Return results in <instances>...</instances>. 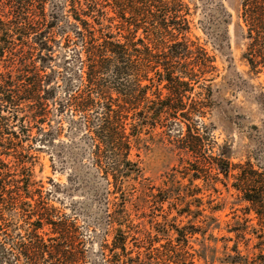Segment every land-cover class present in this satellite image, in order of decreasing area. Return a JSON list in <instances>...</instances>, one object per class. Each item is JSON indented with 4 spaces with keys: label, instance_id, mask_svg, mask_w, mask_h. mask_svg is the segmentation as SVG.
Returning <instances> with one entry per match:
<instances>
[{
    "label": "trees",
    "instance_id": "trees-1",
    "mask_svg": "<svg viewBox=\"0 0 264 264\" xmlns=\"http://www.w3.org/2000/svg\"><path fill=\"white\" fill-rule=\"evenodd\" d=\"M47 2L0 0V231L8 227L12 217L27 226L24 235H16L20 242H12L10 248L0 244L3 261L9 263L8 256L16 261L24 259L27 264H47L45 257L53 264L73 261V248H68L75 225L49 203L57 199L61 187L56 185L44 196L33 180L37 157L32 153L45 151L61 136L60 128L51 125L54 112L50 106H54L59 114L70 111L85 118L84 136L91 140L93 165L98 173L113 179L111 224L115 238L113 248L106 247L111 252L121 250L114 257L126 256L129 236L123 230L128 227L122 223L124 207L130 202L128 194L133 196V189L137 190L130 182L142 176L140 163L132 159V153L138 151L139 157L144 145L142 136L161 130L180 157L179 166L168 176H180L191 184L197 180L208 185L220 182L236 192L240 203L248 205L245 213H254L262 228L256 236L255 259L264 264V171L251 162L235 164L228 148L214 155L215 147L206 143L209 136L200 134L205 128L202 118L206 105L189 101L194 86L215 72L216 60L189 38L187 5L182 0H104L106 5L97 0H70L73 30L62 34L64 47L75 43L70 37L75 34L83 43L86 60L78 85L70 78L64 85L65 99H58L56 73L45 74L49 62L54 61L47 30L56 23L55 16L47 20ZM222 24L223 31L216 38L219 45L227 38L231 16ZM235 33L243 46L241 60L250 72L263 73L264 0H241ZM258 102L264 108V94L258 96ZM22 105L26 114L19 116ZM10 118L19 131L11 129ZM34 129L32 136L29 132ZM174 179L158 195L154 188L141 187V196H152L161 209L168 204L177 212V218L193 215L200 206L195 205L197 210L193 212L187 204L178 209L170 202L177 187ZM230 180V186L223 182ZM196 196L193 190L191 197ZM122 199L124 203L119 202ZM46 228L52 236L45 234ZM170 231L181 245L185 235L177 226L166 227L157 235L169 237ZM148 236L149 243L138 248L149 253V264H179L173 262V256L179 257L178 245L169 241L167 250L162 246L167 251L163 255L154 248L159 236ZM232 251L234 255L226 254L224 260L228 264L255 261L243 256L238 244Z\"/></svg>",
    "mask_w": 264,
    "mask_h": 264
},
{
    "label": "rangeland",
    "instance_id": "rangeland-1",
    "mask_svg": "<svg viewBox=\"0 0 264 264\" xmlns=\"http://www.w3.org/2000/svg\"><path fill=\"white\" fill-rule=\"evenodd\" d=\"M97 1L106 5L104 0ZM182 1L190 12L189 38L205 47L216 60L215 72L207 76V81L194 86V93L189 101V104L201 102L206 105L203 109L205 117L202 118L205 128L200 134L209 136L206 143L215 147L214 155H218L221 149L228 148L235 164L251 162L256 169L264 171V108L258 102V96L264 94V72H250L241 60L243 46L235 33L241 0ZM69 4L70 0H48L46 5L47 20L51 21V17L55 16L56 23L53 28L47 30V40L54 50L51 55L54 61L49 62L50 69H46L45 74H51L52 71L56 73L58 99H65L64 85L70 78L74 79V83L77 82L79 75L84 71L82 65L86 60L83 43L75 34L71 33L70 36L75 43H72L70 48L64 47L62 34L73 30ZM229 16L232 18V24L226 35L228 39H223L219 45L216 41L217 34L222 33V21L229 19ZM76 84L78 85V82ZM20 108L22 110H19L18 115L26 114V108L23 105ZM54 108L50 106L54 112L51 125L60 128L61 136L54 144L47 146L45 151L32 153L37 157L34 161L33 180L38 183L37 187L43 190L44 196L56 185L61 187L57 199H51L49 203L75 225L72 229V245L68 248H73L72 264H149L151 256L140 247L149 243L148 234L151 238L159 236V243H155L154 248H159L165 255L167 251L164 249L167 250L169 241L174 245L180 242H176L173 231L169 232V237L157 234L158 231L166 227L171 229L172 226H177L185 235L181 239V245L177 246L179 257L173 256V262L228 264L224 261L226 254L234 255L233 247L238 244L243 256H248L250 262L255 260L252 264L262 263L255 259L258 254L255 248L258 243L256 236L262 228L254 213H245V207L248 205L240 203L236 192L231 188L227 190L220 182L208 185L202 180H197L191 184L188 179L179 175L168 176L179 166L180 157L161 130L142 136L144 145L139 157H136L138 151L134 150L132 153V159L140 163L142 176H139L137 181L130 182L137 190L133 189V196L128 194L130 202L124 207L125 218L122 223L128 227L123 230L129 236L126 242V256L114 257L113 255L120 254L121 250L110 251L115 238L114 226L111 224L113 179L98 173L93 165L91 140L84 136L85 118L70 111L59 114ZM9 123L12 130L19 131L11 118ZM29 134L35 136V129ZM173 178L177 187L173 189L170 202L178 209L185 208L187 204L193 212L197 210L195 205L200 206L193 215L177 218V212L170 209L168 204H165L162 210L152 196H141V187L154 188V194L158 195L161 188L172 184L170 180ZM223 182L230 186L233 181ZM193 190L196 191V197H191ZM146 200L148 202H145ZM119 202L124 203L123 199ZM26 229L27 226L22 225L18 218H10L4 233L0 231V244L10 248L9 244L12 242H20L16 235H24ZM44 231L52 236L49 228ZM194 231L198 233L192 236ZM48 238L45 236L47 243ZM3 254L0 246V264H27L26 260L16 261L12 256H8L9 263L4 262ZM45 260L47 264L54 263L47 257Z\"/></svg>",
    "mask_w": 264,
    "mask_h": 264
}]
</instances>
